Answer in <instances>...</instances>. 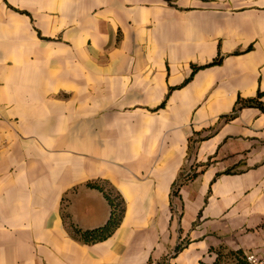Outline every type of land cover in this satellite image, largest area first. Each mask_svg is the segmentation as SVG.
<instances>
[{"label": "crops", "instance_id": "obj_1", "mask_svg": "<svg viewBox=\"0 0 264 264\" xmlns=\"http://www.w3.org/2000/svg\"><path fill=\"white\" fill-rule=\"evenodd\" d=\"M259 93L264 0H0V264H248Z\"/></svg>", "mask_w": 264, "mask_h": 264}, {"label": "trees", "instance_id": "obj_2", "mask_svg": "<svg viewBox=\"0 0 264 264\" xmlns=\"http://www.w3.org/2000/svg\"><path fill=\"white\" fill-rule=\"evenodd\" d=\"M221 62L222 60L218 59L211 65H219ZM262 96L263 94L259 93L255 99L242 100L239 98L233 113L231 115L225 116L226 120L234 119L238 115L239 111L245 107H255L264 112V104L261 102ZM181 176L182 175H180V178ZM173 194L176 195L177 190H175ZM110 203L112 206V216L106 225L93 230H82L77 227H73L75 236L78 237L83 243L92 245L105 241L118 229L123 219L124 207L122 203H117L111 199Z\"/></svg>", "mask_w": 264, "mask_h": 264}, {"label": "built area", "instance_id": "obj_3", "mask_svg": "<svg viewBox=\"0 0 264 264\" xmlns=\"http://www.w3.org/2000/svg\"><path fill=\"white\" fill-rule=\"evenodd\" d=\"M190 177V174L186 176ZM246 261L248 264H264V253H248L246 254Z\"/></svg>", "mask_w": 264, "mask_h": 264}]
</instances>
